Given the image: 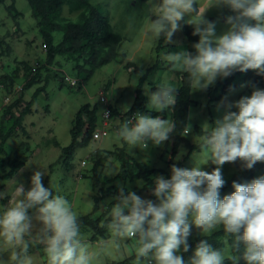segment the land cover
<instances>
[{
    "label": "clouds",
    "instance_id": "9594fccd",
    "mask_svg": "<svg viewBox=\"0 0 264 264\" xmlns=\"http://www.w3.org/2000/svg\"><path fill=\"white\" fill-rule=\"evenodd\" d=\"M149 5L156 19L148 16L142 43L155 45L162 35L170 42L184 16H188L186 23L194 25L193 35L199 36L193 45L195 54L180 51L164 56L167 64L188 74L193 90L204 89L218 76L227 77L235 70L253 69L264 75V0H208L204 5L197 0H156L155 4L149 0ZM213 6H226L235 13L227 16L229 27L221 35L216 34L215 23L204 18ZM128 60L134 62L131 56ZM175 89L170 83L161 84L149 96L148 107L168 109L175 104ZM228 108L236 111L225 110L213 125L203 126L199 144L203 163L197 161L190 170L173 165L169 179L156 177L152 190L156 203L121 190L107 211L109 237L94 245L85 241L78 213L67 197L58 188L53 193V187L42 185L43 170L34 171L28 190L16 182L9 205L0 208L4 246L0 264H36L29 252L36 243L44 246L47 264H105L104 258H115L114 252L125 240H134L137 264H224L226 258L232 264L240 259L245 264H264V176L243 184L233 182L234 191L220 198L226 183L221 171L225 162L240 160L251 169L264 161V89H254ZM123 109L128 111L127 106ZM117 123L115 135L129 149L147 148L149 141L160 145L174 129L172 120L140 112ZM188 131L185 127L184 134ZM208 161L216 165L210 173L200 167ZM113 170L106 166L104 172ZM7 195L0 191V200ZM189 219L203 234L223 227L225 241L233 237L234 251L243 244L241 254L228 255L201 240L185 261L180 252L189 249Z\"/></svg>",
    "mask_w": 264,
    "mask_h": 264
},
{
    "label": "rangeland",
    "instance_id": "374dc122",
    "mask_svg": "<svg viewBox=\"0 0 264 264\" xmlns=\"http://www.w3.org/2000/svg\"><path fill=\"white\" fill-rule=\"evenodd\" d=\"M93 5L99 7L102 12L109 17L113 29L123 37L118 46L121 53H125L127 59L129 56L134 58L135 65L140 69L133 71L125 68L121 58L109 62L100 68H97L88 82L82 87L73 86L65 77L78 79L74 70V62L66 60L63 56H58L57 60L61 66H51L42 70V80L33 86L23 89L26 82L24 72H20L15 77L13 90L7 89L1 82V76L13 74L18 66L16 61H26L33 66L32 73L36 67H40L46 61V51L42 43V37L37 26V20L32 15V10L28 0H5L0 3V129L2 117L5 108L20 98L19 108H14V113L26 106L27 102L33 97L38 87L46 84L45 91L41 92L31 107V112L24 116L23 127L11 136L5 143V150L9 157L19 158L24 161V166L20 168L12 177L8 179L0 178V191H6L5 199L0 200V208L7 207L10 203L12 191L16 182H22L25 190L31 187L30 178L34 171L40 169L45 172L42 175V185L54 191L58 188L60 194L65 195L70 201L78 216L92 214L98 217L104 212L114 199L113 196H107L100 201L98 211L93 212L94 207V190H93V168L94 160L92 155L97 149L102 152L114 151L123 146V142L115 135L118 128V121L121 122L120 116L105 118V113L109 106L117 109L121 114L127 112L123 108L127 106L128 110L136 98V89L140 83L141 77L147 75L143 83V92L149 101L152 93V86H160L167 82L174 87H179L180 77L177 70L180 68L171 67L164 60L167 54H174L180 51H187V40L179 24L178 30L171 37L170 42L157 50L159 40L156 44L147 42L142 43V33L148 22L149 0H89ZM15 4L16 10L20 13L14 16L8 10L11 4ZM208 0H197V3L204 5ZM156 0H153V4ZM62 18L78 20V13H70L68 5L62 9ZM235 13L226 6L209 7L204 18L209 22L215 23L217 35L223 34L229 25L226 18ZM154 14L149 18L152 20ZM182 19L188 20V16ZM252 23V22H251ZM194 28V25L189 24ZM62 32H54V41L59 43L62 39ZM10 48V51H8ZM133 62V61H132ZM154 67V68H153ZM150 68H153L149 71ZM57 72L60 76L57 78L53 74ZM50 74L46 83L45 77ZM217 79L204 89H191V103L189 107V117L187 128L189 131L184 136L194 144H200L201 136L195 131V126L203 128L204 124L213 125L216 119L224 114L225 110L236 111L235 108H228L230 104L238 101L243 96H250L256 88L263 89L260 86L252 85L245 80L243 74H239L230 88L223 97H219L222 87ZM110 83L109 86H107ZM214 88V100L212 106H209L211 98L210 90ZM9 97V101H6ZM91 104L96 108L97 115V134L90 140L88 145L76 148L70 155H63V148L71 143V128L74 118L84 104ZM154 110V109H153ZM146 115V114H145ZM150 116V115H149ZM162 120H172L171 113L166 110V117ZM107 120L108 125H104ZM13 121H7L6 128L12 126ZM106 130L107 134L102 135ZM1 140V139H0ZM172 137L168 134V139L161 142L160 145H153L148 142L147 148L140 146L129 149L127 153L136 161L145 164L150 169L160 170L154 175L155 178L167 176L171 173V167L174 164L182 163L181 168L191 169L197 161L203 163L202 150H190V147L182 143L177 153L172 156ZM179 157V159H177ZM185 157H187L186 160ZM171 159L174 164L171 163ZM86 164L83 165L82 161ZM106 166H111L113 170L110 174H105ZM121 164L115 155L108 154L99 169L102 176L114 177L118 174ZM201 169L211 172L216 165L211 161L200 165ZM236 167L231 162H225L221 166L222 176L227 182L236 172ZM164 172V173H162ZM1 174V173H0ZM264 176L262 172H257L256 178ZM255 178V179H256ZM250 182V181H248ZM246 182V183H248ZM116 184L120 188L127 190L139 189L145 184V180L136 178L134 180H118ZM233 190H225L220 194L222 199L225 195L231 194ZM142 199L148 200L153 195V191L143 192L138 195ZM190 233L187 238L208 235L203 234L201 229L196 227L189 219ZM147 228V225L144 226ZM82 235L86 242L95 244L97 241L91 240L92 231L81 229ZM109 237V233L106 238ZM103 239V238H102ZM101 240V239H100ZM99 241V240H98ZM41 245L39 243L34 246ZM0 247H4L0 243ZM193 249L190 258L194 254ZM228 255H232V249L224 238V249ZM34 257L36 264H47V256L43 255L40 250L29 251ZM114 257H105V264L121 262L128 260L127 264H137L135 254L134 240H125L114 252Z\"/></svg>",
    "mask_w": 264,
    "mask_h": 264
},
{
    "label": "trees",
    "instance_id": "16d2710c",
    "mask_svg": "<svg viewBox=\"0 0 264 264\" xmlns=\"http://www.w3.org/2000/svg\"><path fill=\"white\" fill-rule=\"evenodd\" d=\"M5 0H0V3ZM32 15L37 20V26L39 28L42 43L46 51V61L42 63L40 67H36L32 73L33 66L26 61H16L18 66L14 70L13 74H6L1 76L2 84L7 88L13 90L15 77L24 72L26 76V82L23 89L33 86L35 83L42 80V70L50 68L51 66H61V63L57 60L58 56H63L66 60L74 62V70L77 75V86L82 87L92 77L95 70L101 66L112 62L118 58H121V62L124 63L125 68L132 69L133 71H139L140 69L134 62L129 61L125 53H121L118 46L123 40L120 33L116 32L109 20L102 10L93 5L89 0H28ZM68 5L70 13H78V20H70L62 18V9L64 5ZM8 10L14 14V16L20 15L16 10L15 4H11ZM156 16L152 17L155 20ZM181 26L187 40V52L195 54L193 45L199 41L198 35H193L194 28L186 23L185 19H181L178 22ZM254 23V21H252ZM60 30L63 34L59 43L54 41V32ZM2 40L0 39V43ZM165 40L163 35L159 38L157 50H160L165 46ZM10 51V48H8ZM154 68V67H153ZM153 68H150L151 71ZM177 75L180 77V85L175 89V104L164 110H153L148 107V100L143 92V83L147 79V75L141 77L140 83L136 89V98L129 110L121 114L117 109L109 106L111 109V117L120 116L121 122L128 120L136 112L150 115L155 118L161 116L163 119L166 117V110L171 113L172 121L174 123V129L169 135L172 137V156H174L179 146L182 143L187 144L190 150H200L199 144L190 142L184 136V128L187 127L189 117V107L191 103V87L188 82V74L183 70H177ZM239 74H243L246 81L252 85L260 86L264 89V75L258 74L256 70L248 69L243 72L239 70L233 71L229 76L222 77L219 81V85L222 87L219 97H223L230 88V85L236 79ZM55 77L60 75L55 72ZM50 78V74L45 77L46 83ZM110 83L107 85L109 86ZM46 84L37 88L33 97L27 102L19 114L14 113V108L20 106V98L14 103L9 105L4 110L2 117V124L0 129V178L8 179L12 177L20 168L24 166V161L19 158H11L7 155L5 150L6 141L15 134L19 129H24L23 120L24 116L31 112V107L35 102L37 96L45 91ZM159 89V86H152V92ZM214 91L210 90L209 106H212L214 100ZM7 121H13L12 126L6 128ZM97 127V115L96 108L87 103L80 107L78 110L71 128V143L63 148V155H70L76 148L84 147L88 145L90 140L94 138V133ZM195 131L199 134H203V128L199 125L195 126ZM123 142V141H122ZM115 155L120 161L121 167L118 174L114 177L102 176L99 169L102 166L103 161L107 155ZM94 160L93 168V190H94V207L93 212L98 211L100 207V201L107 196H113L114 199L109 204L107 209L102 212L98 217H93L92 214H86L79 216L81 222V229L92 231L91 240L98 241L106 238L108 232L107 229V211L111 205L117 202V198L123 193L127 195L128 192H133L139 195L145 191L150 192L154 189V175L159 172L158 169H150L145 164L134 160L127 153V145L123 143V146L117 148L114 151L102 152L97 149L92 155ZM185 157L184 160H186ZM171 163H173L171 159ZM236 167V172L233 176L224 184L220 189V194L225 190H233V182L246 183L256 178L257 172H262L264 175V161H257L251 169L245 168L240 160L231 162ZM176 167L182 166V163L174 164ZM164 173V172H162ZM165 179L171 177V173H166ZM141 178L145 180V184L139 189L127 190L120 188L116 184L118 180H134ZM1 186V184H0ZM148 200H152L154 203L158 202L156 198L150 197ZM125 214L127 212L125 211ZM226 234L224 229H217L211 234L196 236L195 238H186L189 245L187 252L181 250L180 255L185 261L190 259V254L193 249L196 248L201 240H206L213 248L224 249V238ZM228 243L232 249L233 254L239 256L243 250V244L234 249L232 248L233 237L228 236ZM40 250V252L46 256L44 252V246L37 245L29 249V251ZM128 260L121 262H113L112 264H127ZM224 264H232V261L225 259ZM238 264H245L243 259H240Z\"/></svg>",
    "mask_w": 264,
    "mask_h": 264
},
{
    "label": "built area",
    "instance_id": "2783aa9c",
    "mask_svg": "<svg viewBox=\"0 0 264 264\" xmlns=\"http://www.w3.org/2000/svg\"><path fill=\"white\" fill-rule=\"evenodd\" d=\"M65 79L66 80H69L73 86H77V83H78V80L77 79H70L69 76H66ZM6 101H9V97H6ZM105 118H111V109H110V107H108V109H107V111L105 113ZM129 119H131V118H129ZM104 125L105 126L108 125L107 120L104 121ZM101 133H102V135H106L107 134V131L104 130ZM96 134H97V132L94 133V137H95ZM82 164L85 165L86 164V161L83 160L82 161Z\"/></svg>",
    "mask_w": 264,
    "mask_h": 264
}]
</instances>
